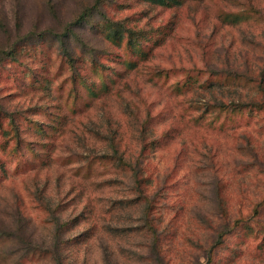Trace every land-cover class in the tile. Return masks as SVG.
<instances>
[{
	"label": "rangeland",
	"instance_id": "rangeland-1",
	"mask_svg": "<svg viewBox=\"0 0 264 264\" xmlns=\"http://www.w3.org/2000/svg\"><path fill=\"white\" fill-rule=\"evenodd\" d=\"M183 2L0 0V264H264V0Z\"/></svg>",
	"mask_w": 264,
	"mask_h": 264
},
{
	"label": "trees",
	"instance_id": "trees-1",
	"mask_svg": "<svg viewBox=\"0 0 264 264\" xmlns=\"http://www.w3.org/2000/svg\"><path fill=\"white\" fill-rule=\"evenodd\" d=\"M103 1L104 0H96V3L94 5L95 9H99L101 8V6L103 5ZM154 3H157L160 6H169V7H173V6H182V4L184 3L183 0H151ZM82 19H86V17H82ZM88 20V19H87ZM71 29V27L69 28ZM114 37H116L119 33L118 30H115L114 32ZM66 35V34H65ZM63 37V36H62ZM63 45H65V51H64V55L66 57H69V64L70 66L74 65V61H75V57L71 55V53L68 51V46L65 42H63ZM143 49V48H142ZM141 48L139 50H135L138 51L137 53H139L140 58H142V56H144L147 51L148 53L150 52L151 48H147L146 50H142ZM8 55H10L9 53H7ZM16 55L14 53L11 54V56ZM16 60V59H14ZM243 106H246V104H242ZM120 163L126 167H130L132 169H134L135 173H137V168L134 167L132 164L123 161L122 159H120ZM150 204V201L148 203V205ZM65 225H57L56 226V233H55V239H56V246L54 249L53 255L56 258L57 262L60 264L61 263V253H62V247H63V242L61 241V235H62V229L64 228ZM150 229L153 230V227L150 225Z\"/></svg>",
	"mask_w": 264,
	"mask_h": 264
}]
</instances>
